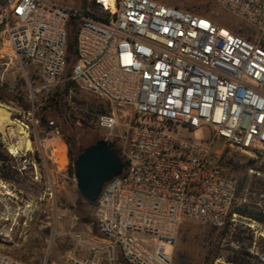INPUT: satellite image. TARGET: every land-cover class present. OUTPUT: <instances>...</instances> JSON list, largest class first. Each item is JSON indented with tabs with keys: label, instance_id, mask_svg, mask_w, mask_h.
I'll use <instances>...</instances> for the list:
<instances>
[{
	"label": "built area",
	"instance_id": "obj_1",
	"mask_svg": "<svg viewBox=\"0 0 264 264\" xmlns=\"http://www.w3.org/2000/svg\"><path fill=\"white\" fill-rule=\"evenodd\" d=\"M207 1L246 34L156 0H87L83 9L0 2V85L14 61L44 86L56 82L74 26L68 79L108 106L96 125L125 168L94 203L98 237L83 264H171L166 249L183 220L217 229L236 221L239 181L215 143L264 156V0ZM182 129L210 136L185 137ZM45 158L61 161L58 153ZM0 264L48 263L0 250Z\"/></svg>",
	"mask_w": 264,
	"mask_h": 264
},
{
	"label": "rangeland",
	"instance_id": "obj_2",
	"mask_svg": "<svg viewBox=\"0 0 264 264\" xmlns=\"http://www.w3.org/2000/svg\"><path fill=\"white\" fill-rule=\"evenodd\" d=\"M56 1L73 9H83L87 4V0ZM156 1L211 17L219 26L235 32L240 27L241 34L248 29L207 0ZM72 52L71 34L67 66L52 85L44 86L31 68L15 61L5 67L0 85V106L10 108V122L22 125L32 148L28 152L10 148L20 142L16 127L12 123L1 126L0 155L7 157L5 165L12 172L11 179L0 177L5 186L0 187V250L31 262L89 263L92 255L88 244L98 237L94 204L80 199L70 159L104 138L96 119L108 106L70 84ZM181 132L201 140L210 136L206 129ZM60 148L65 149L63 160L43 161V156L51 158ZM215 148L220 151L221 164L239 181L234 209L253 208L264 214V156L247 155L221 141H216ZM1 165L0 161V174ZM235 214L231 229L183 220L172 247L166 249L171 264H264V224Z\"/></svg>",
	"mask_w": 264,
	"mask_h": 264
},
{
	"label": "water",
	"instance_id": "obj_3",
	"mask_svg": "<svg viewBox=\"0 0 264 264\" xmlns=\"http://www.w3.org/2000/svg\"><path fill=\"white\" fill-rule=\"evenodd\" d=\"M124 168L123 159L104 140L84 147L73 162L80 199L94 204L104 184L120 176Z\"/></svg>",
	"mask_w": 264,
	"mask_h": 264
},
{
	"label": "trees",
	"instance_id": "obj_4",
	"mask_svg": "<svg viewBox=\"0 0 264 264\" xmlns=\"http://www.w3.org/2000/svg\"><path fill=\"white\" fill-rule=\"evenodd\" d=\"M73 24H75V22H73ZM69 34L70 35L72 34V46H73V52H72V54L74 56L75 55V50H74V45H75V31H74V26L69 27ZM70 84H72L71 81H70ZM98 140H101V138H99ZM98 140H96V141H98ZM95 142H93V143H95ZM81 150H79L74 156L71 155L72 158L70 160H71L72 163L76 160V157L81 152ZM114 152L119 156V154L116 151H114ZM7 160L8 159H7L6 156L0 155V161L2 162L1 170L3 171L0 174V177L3 178V179H7L8 180V179H11L10 175H11L12 170L7 165H5V163L7 162ZM89 204H91V203H89ZM233 212L237 213L238 215L251 218V219H253V220H255V221H257V222H259L261 224H264V214L258 212L256 209H253V208H249V209H247V208H235V209H233Z\"/></svg>",
	"mask_w": 264,
	"mask_h": 264
},
{
	"label": "bare ground",
	"instance_id": "obj_5",
	"mask_svg": "<svg viewBox=\"0 0 264 264\" xmlns=\"http://www.w3.org/2000/svg\"><path fill=\"white\" fill-rule=\"evenodd\" d=\"M5 107V108H3ZM10 108H8L7 106H3L1 105L0 106V128L2 125L6 124V123H12L15 125L16 127V130H17V137H18V140L20 142H18V144L16 143V145H9L10 148H12L13 150H23L24 152H28V151H31L32 148H31V143L28 139V134L27 132L25 131V129L22 127V125H19L17 124L16 122H10L9 120V116H10V113L8 112ZM13 134V133H12ZM56 145V143H55ZM58 147V146H57ZM64 150L65 149H59L58 151V155L59 157L61 158V160H63V157H64ZM11 152H14V151H11ZM57 153V152H56ZM60 164V163H59ZM0 187H5L4 184L0 181ZM83 264V263H81Z\"/></svg>",
	"mask_w": 264,
	"mask_h": 264
}]
</instances>
